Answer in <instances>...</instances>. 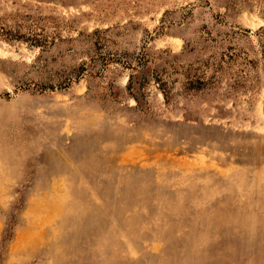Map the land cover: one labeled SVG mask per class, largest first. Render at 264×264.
<instances>
[{"label": "rangeland", "instance_id": "obj_1", "mask_svg": "<svg viewBox=\"0 0 264 264\" xmlns=\"http://www.w3.org/2000/svg\"><path fill=\"white\" fill-rule=\"evenodd\" d=\"M0 264H264V0H0Z\"/></svg>", "mask_w": 264, "mask_h": 264}]
</instances>
